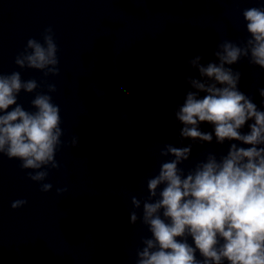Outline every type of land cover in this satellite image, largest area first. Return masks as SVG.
I'll list each match as a JSON object with an SVG mask.
<instances>
[{
    "label": "clouds",
    "instance_id": "1",
    "mask_svg": "<svg viewBox=\"0 0 264 264\" xmlns=\"http://www.w3.org/2000/svg\"><path fill=\"white\" fill-rule=\"evenodd\" d=\"M242 16L249 34L242 45L224 40L213 53L216 61L204 65L199 55L188 61L200 78H186L193 90L175 112L183 125L181 140L211 143L214 133L217 144L229 142L228 151L219 158L208 153L185 172L180 165L189 160L192 144L164 145L160 156L172 159L162 161L158 174L147 180V199L131 197L130 223L139 219L151 233L142 239L136 264H264V110L239 89L241 73L232 67L247 58L264 69V7L247 8ZM42 38L43 43L29 39L15 64L40 70L45 77L58 76L51 27ZM39 86L35 79L22 80L20 72L0 73V154L34 170L28 173L34 182L46 180L48 169H59L55 156L64 135L60 107L51 95L37 93L31 101L34 111L18 103L21 91L33 93ZM47 88L57 91L55 84ZM259 95L264 98V88ZM202 123L212 125L213 132L201 131ZM246 124L249 131L244 133ZM76 145L73 137L71 146ZM52 187L42 183L41 191ZM66 191L57 189V195ZM26 204L16 200L11 208ZM141 205L138 217L135 210Z\"/></svg>",
    "mask_w": 264,
    "mask_h": 264
}]
</instances>
